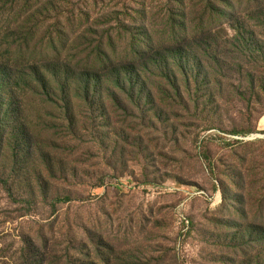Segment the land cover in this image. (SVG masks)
Returning a JSON list of instances; mask_svg holds the SVG:
<instances>
[{"label": "rangeland", "instance_id": "1", "mask_svg": "<svg viewBox=\"0 0 264 264\" xmlns=\"http://www.w3.org/2000/svg\"><path fill=\"white\" fill-rule=\"evenodd\" d=\"M209 1L0 0L1 33L30 18L72 58L101 42L114 58L160 50L143 93L104 90L69 119L29 107L40 136L25 181L9 179L15 144L2 142L0 264H27L26 246L48 264L80 249L105 264H264V0L206 18ZM194 62L198 84H160L167 63L180 81ZM44 155L62 166L48 171Z\"/></svg>", "mask_w": 264, "mask_h": 264}, {"label": "trees", "instance_id": "2", "mask_svg": "<svg viewBox=\"0 0 264 264\" xmlns=\"http://www.w3.org/2000/svg\"><path fill=\"white\" fill-rule=\"evenodd\" d=\"M233 6V0H210L203 7L202 14L207 18L209 12L211 14L217 10L218 14L225 13L224 9ZM31 23L29 18L12 29L0 32V154L3 151L4 140L7 146L15 144L14 168L9 175V179L15 178L14 181L19 177L25 181L26 175L29 178L27 169L32 156L33 142L40 136L38 131L30 126L29 107H36L38 104L43 110H50L51 114L46 118H42L37 111V118L42 120L50 121L58 109L64 111L65 117L68 116L69 119L75 107L89 103L92 96L104 90L112 92L114 96V91L123 92L126 87L132 89V94L136 93V90L143 93L147 87L143 71L152 69V65L158 59L156 54L160 51L151 50L150 56L141 51V57L138 59L128 56L114 58L110 55L113 45L101 42L96 48V54L91 52L80 58H72L63 54L66 50L63 35H58L57 39L53 36L48 39L39 38L38 25L28 27ZM195 40L201 41L199 37L193 36L184 43L165 44L166 53L191 49L195 46ZM107 48H110L111 52H108ZM137 50L139 45H134L132 53ZM198 63L188 65L190 72L183 71V78L180 81L176 75L169 72L167 63L168 72L161 74L160 84H164L165 87L174 86L180 95L181 83L187 90L192 82L195 85L199 83ZM147 96L150 98L151 94L148 92ZM118 100L116 97L113 99L115 102ZM45 162L46 169L50 172L62 166V163L57 162L52 155L45 156ZM67 200L69 199L63 201ZM58 201L62 202L61 199ZM100 241L103 239L100 238ZM91 243L97 244L95 240ZM78 254L75 263L65 259L66 264H105L104 253L101 254L99 251L95 254V251L86 253L80 249ZM22 255L27 264H48L47 255L38 249L32 250L26 246ZM260 255L261 252L255 254L253 260L259 263Z\"/></svg>", "mask_w": 264, "mask_h": 264}, {"label": "water", "instance_id": "3", "mask_svg": "<svg viewBox=\"0 0 264 264\" xmlns=\"http://www.w3.org/2000/svg\"><path fill=\"white\" fill-rule=\"evenodd\" d=\"M262 136H259V135H256V136H253V138H261Z\"/></svg>", "mask_w": 264, "mask_h": 264}]
</instances>
